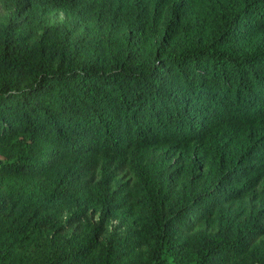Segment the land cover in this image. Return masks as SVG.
I'll list each match as a JSON object with an SVG mask.
<instances>
[{"label":"trees","instance_id":"obj_1","mask_svg":"<svg viewBox=\"0 0 264 264\" xmlns=\"http://www.w3.org/2000/svg\"><path fill=\"white\" fill-rule=\"evenodd\" d=\"M0 264H264V0H0Z\"/></svg>","mask_w":264,"mask_h":264},{"label":"rangeland","instance_id":"obj_2","mask_svg":"<svg viewBox=\"0 0 264 264\" xmlns=\"http://www.w3.org/2000/svg\"><path fill=\"white\" fill-rule=\"evenodd\" d=\"M88 218L91 219V221L93 223L97 222L98 219V215L92 213L91 211L87 212ZM125 233V225L120 226V223L115 220V219H111L105 229H104V234H103V238L104 239H108V238H120L124 235Z\"/></svg>","mask_w":264,"mask_h":264}]
</instances>
